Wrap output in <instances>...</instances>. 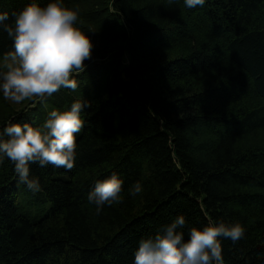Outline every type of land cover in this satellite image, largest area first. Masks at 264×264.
I'll list each match as a JSON object with an SVG mask.
<instances>
[{
  "label": "trees",
  "instance_id": "obj_1",
  "mask_svg": "<svg viewBox=\"0 0 264 264\" xmlns=\"http://www.w3.org/2000/svg\"><path fill=\"white\" fill-rule=\"evenodd\" d=\"M33 2L55 0H0V14L12 24ZM62 3L93 44L78 87L0 105V130L90 106L72 170L29 165L40 191L0 163V264H134L140 241L179 215L185 240L210 218L240 223L241 240L221 238L222 264H264V0ZM12 50L0 25V59ZM113 173L120 199L98 213L88 195Z\"/></svg>",
  "mask_w": 264,
  "mask_h": 264
},
{
  "label": "clouds",
  "instance_id": "obj_2",
  "mask_svg": "<svg viewBox=\"0 0 264 264\" xmlns=\"http://www.w3.org/2000/svg\"><path fill=\"white\" fill-rule=\"evenodd\" d=\"M189 8L203 6L205 0H184ZM7 13L0 14V25L13 40V49L4 56L0 72V91L7 101L21 104L25 100L43 102L61 88L75 91L78 87L74 75L85 70V60L91 58L93 44L79 26L75 10L55 0L41 7L27 4L14 14V23L8 24ZM90 106L82 98L76 99L70 110L53 108L42 126L29 123H10L0 130V163L7 157L13 164L19 182L33 192L40 191L37 178L30 176L32 163L44 167L49 164L68 171L75 166L76 136L84 127L81 113ZM7 137V139H3ZM122 181L113 173L98 181L88 200L99 213L120 199ZM142 191L140 182L131 189L132 194ZM186 220L179 215L155 235L143 238L134 254V264H222L221 238L233 243L244 237L240 223H217L208 219L202 228L191 227L189 238L184 239Z\"/></svg>",
  "mask_w": 264,
  "mask_h": 264
},
{
  "label": "rangeland",
  "instance_id": "obj_3",
  "mask_svg": "<svg viewBox=\"0 0 264 264\" xmlns=\"http://www.w3.org/2000/svg\"><path fill=\"white\" fill-rule=\"evenodd\" d=\"M4 63H5L4 59L1 58L0 59V72L6 71V69L3 66ZM0 98H3L2 99L3 102L0 101V105L2 106L3 109H5V111H8L9 113L13 109L19 108L22 104L25 105L27 103L26 101H28V100H25V101L21 102V104H15V103H13L11 101H7V100L4 99L2 91H0Z\"/></svg>",
  "mask_w": 264,
  "mask_h": 264
}]
</instances>
